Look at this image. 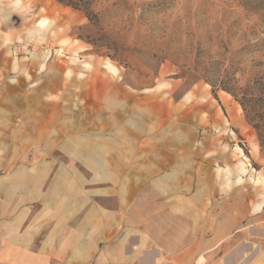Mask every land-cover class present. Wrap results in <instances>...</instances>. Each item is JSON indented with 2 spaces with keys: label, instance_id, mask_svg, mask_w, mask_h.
<instances>
[{
  "label": "rangeland",
  "instance_id": "rangeland-1",
  "mask_svg": "<svg viewBox=\"0 0 264 264\" xmlns=\"http://www.w3.org/2000/svg\"><path fill=\"white\" fill-rule=\"evenodd\" d=\"M239 3L0 0V198L100 199L107 255L135 230L125 264L192 228L190 264H264V10Z\"/></svg>",
  "mask_w": 264,
  "mask_h": 264
},
{
  "label": "crops",
  "instance_id": "crops-1",
  "mask_svg": "<svg viewBox=\"0 0 264 264\" xmlns=\"http://www.w3.org/2000/svg\"><path fill=\"white\" fill-rule=\"evenodd\" d=\"M45 107L49 111L52 104L46 102ZM232 122L238 127V131H233L234 134L236 136L238 133L243 134L245 126L242 120L236 116ZM245 142L251 147L249 150L251 157L258 162V148L254 141ZM230 155L235 157L232 152L228 153V156ZM40 191L38 198L42 199L45 194L43 190ZM1 193L5 194L8 191L0 186ZM86 205L84 198L78 200L72 207L68 203L50 204L49 201L42 200L37 208H31L26 205L19 207L17 202L12 204L0 198V264H107L106 262L125 264L126 261L132 263L134 260L136 262L137 253L133 250L135 244L132 242L135 230L128 232V244L123 241L112 245L110 249L113 253L107 255L108 250L100 248L104 236L102 217L108 214V211L115 219L118 212L116 209L107 210L100 199H93L88 203V209H85ZM263 207L264 203L260 209L254 211L256 212L254 215L261 213ZM191 235L197 241L191 250H185V246L181 244L166 249L169 257L167 264H185L179 255L189 256L186 264H190L197 257L201 245L199 232L192 228ZM244 257L243 253L232 255L225 253L223 257L218 258L216 264H237V261Z\"/></svg>",
  "mask_w": 264,
  "mask_h": 264
},
{
  "label": "trees",
  "instance_id": "trees-1",
  "mask_svg": "<svg viewBox=\"0 0 264 264\" xmlns=\"http://www.w3.org/2000/svg\"><path fill=\"white\" fill-rule=\"evenodd\" d=\"M60 1H63V0H60ZM239 5L240 7L242 6L243 9H246V11H249L252 14H256L258 11L264 10V0H240ZM244 100H245V97L242 99V101ZM243 106H245V104H243ZM259 138L260 140H264L261 134L259 135ZM261 147H262V141H261Z\"/></svg>",
  "mask_w": 264,
  "mask_h": 264
},
{
  "label": "built area",
  "instance_id": "built-area-1",
  "mask_svg": "<svg viewBox=\"0 0 264 264\" xmlns=\"http://www.w3.org/2000/svg\"><path fill=\"white\" fill-rule=\"evenodd\" d=\"M248 166H250V164H248ZM263 223H264V221H263Z\"/></svg>",
  "mask_w": 264,
  "mask_h": 264
},
{
  "label": "bare ground",
  "instance_id": "bare-ground-1",
  "mask_svg": "<svg viewBox=\"0 0 264 264\" xmlns=\"http://www.w3.org/2000/svg\"><path fill=\"white\" fill-rule=\"evenodd\" d=\"M111 66V65H110ZM110 68V67H109ZM111 68H113V67H111Z\"/></svg>",
  "mask_w": 264,
  "mask_h": 264
}]
</instances>
